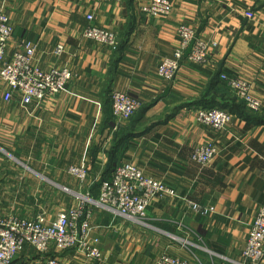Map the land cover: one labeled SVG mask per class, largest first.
I'll use <instances>...</instances> for the list:
<instances>
[{"label": "crops", "instance_id": "obj_1", "mask_svg": "<svg viewBox=\"0 0 264 264\" xmlns=\"http://www.w3.org/2000/svg\"><path fill=\"white\" fill-rule=\"evenodd\" d=\"M168 1L170 13L151 18L138 10L150 0H0L13 29L7 55L29 41L41 69L72 72L64 91L37 106H23L17 93L8 97L0 81V217L43 214L50 222L85 201L102 259L51 249L64 264H155L163 255L188 264H244L249 226L264 206V0ZM88 15L116 33V50L82 37ZM179 26L211 44L210 62L182 60L166 82L156 69L177 48ZM221 75L251 83L261 109L249 111ZM113 90L139 102L115 131ZM210 105L232 116L221 131L196 120L195 110ZM203 144L216 148L206 165L191 160ZM124 163L175 193L155 198L142 223L90 205L99 184ZM71 166L87 170L82 185L68 174ZM188 203L212 212L196 214ZM18 258L32 264L37 255L25 246Z\"/></svg>", "mask_w": 264, "mask_h": 264}, {"label": "built area", "instance_id": "obj_2", "mask_svg": "<svg viewBox=\"0 0 264 264\" xmlns=\"http://www.w3.org/2000/svg\"><path fill=\"white\" fill-rule=\"evenodd\" d=\"M101 1L117 3L121 0ZM171 8L168 0H150L146 5H139L138 10L146 17L159 18L167 16ZM86 18L88 25L82 31V37L116 50V33L92 24L91 15ZM12 32L10 19L0 10V81L10 92L8 97L11 93H17L23 106H37L64 91L72 78L71 70L67 67L41 69L35 59V46L29 41L23 42L18 51L7 55ZM175 33L179 41L177 48L172 57L163 59L156 69V76L166 82H172L176 78L182 60L193 65H207L210 62L211 44L200 38L194 29L179 26ZM62 52V46L55 48L56 55ZM220 78L249 111L258 112L261 109L262 103L253 96L251 83L239 77L221 75ZM138 109L139 102L136 98L117 90L111 91L113 130L129 121ZM195 116L199 124L214 131L223 130L232 120L229 111L218 107H198ZM215 153L216 148L212 144L198 145L192 151L191 160L206 165ZM67 172L81 185L88 177L87 170L81 166H71ZM174 194L173 189L165 183L146 177L132 163H124L114 168L110 177L100 183L98 196L90 201V205L113 216L142 223L148 206L155 198ZM188 204L196 214L205 216L212 212V209L194 203ZM91 213L90 206L81 201L78 205L61 211L50 222L43 214L34 218L0 217V264H25L18 258L25 246L32 247L36 252L37 258L32 264H64L59 258L50 255L51 249L59 253L74 250L87 261H100L102 255L99 240L91 236ZM242 258L244 264H260L264 258V206L256 211L249 226ZM155 264L188 263L163 255Z\"/></svg>", "mask_w": 264, "mask_h": 264}, {"label": "trees", "instance_id": "obj_3", "mask_svg": "<svg viewBox=\"0 0 264 264\" xmlns=\"http://www.w3.org/2000/svg\"><path fill=\"white\" fill-rule=\"evenodd\" d=\"M206 107H218V108H221V109H225L224 107H222V106H218V105H210V106H206ZM225 110H227V109H225ZM228 111V110H227ZM112 173V172H111ZM100 185V184H99Z\"/></svg>", "mask_w": 264, "mask_h": 264}, {"label": "rangeland", "instance_id": "obj_4", "mask_svg": "<svg viewBox=\"0 0 264 264\" xmlns=\"http://www.w3.org/2000/svg\"><path fill=\"white\" fill-rule=\"evenodd\" d=\"M135 115V114H134Z\"/></svg>", "mask_w": 264, "mask_h": 264}]
</instances>
